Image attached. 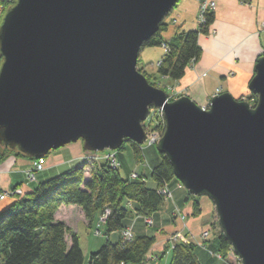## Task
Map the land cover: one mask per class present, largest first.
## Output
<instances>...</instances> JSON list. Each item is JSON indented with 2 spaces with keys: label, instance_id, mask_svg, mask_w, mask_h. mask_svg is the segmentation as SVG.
<instances>
[{
  "label": "water",
  "instance_id": "obj_1",
  "mask_svg": "<svg viewBox=\"0 0 264 264\" xmlns=\"http://www.w3.org/2000/svg\"><path fill=\"white\" fill-rule=\"evenodd\" d=\"M179 0H15L0 23V145L42 159L82 142L87 153L143 145L150 109L166 127L157 149L174 177L214 205L241 264H264V55L249 90L205 110L169 100L138 68Z\"/></svg>",
  "mask_w": 264,
  "mask_h": 264
},
{
  "label": "trees",
  "instance_id": "obj_2",
  "mask_svg": "<svg viewBox=\"0 0 264 264\" xmlns=\"http://www.w3.org/2000/svg\"><path fill=\"white\" fill-rule=\"evenodd\" d=\"M214 20V13L207 15L206 24L198 31L177 33L172 43L164 41L162 37L168 24L165 21L161 24L159 33L143 47H162L165 43L169 45L171 51L165 54L157 70L160 77L174 81L184 78L188 67L200 60L202 49L199 37L209 34ZM1 61L0 56V63ZM256 104L257 98L250 105L254 107ZM130 145L135 159L139 160V146L131 142ZM123 149L124 146L119 151ZM2 153L27 158L32 162L37 160L18 149L0 145V157ZM85 154L90 153L85 151ZM46 158L48 156L44 157ZM86 173V165L78 166L40 184L28 195L9 199L0 212V264H84L78 236L65 223L55 220L60 206L65 204L80 207L90 224L97 222L98 215L106 209L110 210L111 214L106 222V234L110 236L121 232L124 221L132 214L127 204H135V211L142 218H151L158 213L165 203V198L159 191L175 179L173 168L163 155L152 172L156 189L146 187V177L143 175L137 181L124 180L120 169H112L106 165L96 167L90 178L86 177ZM200 214V204L196 202L193 216ZM219 240L220 245L214 252L221 253L225 259L226 253L232 249L220 231ZM155 243L156 238L149 236H138L131 242L120 239L115 244L108 239L98 252L90 254L88 264H146L147 256ZM169 247L168 251H172L170 264H201L195 245L180 243L174 248Z\"/></svg>",
  "mask_w": 264,
  "mask_h": 264
},
{
  "label": "crops",
  "instance_id": "obj_3",
  "mask_svg": "<svg viewBox=\"0 0 264 264\" xmlns=\"http://www.w3.org/2000/svg\"><path fill=\"white\" fill-rule=\"evenodd\" d=\"M0 0V20L2 16V3ZM206 0H179L172 13L165 19L168 29L162 34L164 41L174 42L177 33L198 31L197 23L201 3ZM215 2V20L210 27L208 35L199 37V46L202 56L198 62L192 63L184 76L179 81L167 78L165 83L175 87L176 94L186 93L198 105L206 107L216 95L229 92L235 98L245 94L248 84L255 71L257 59L264 54V0H208ZM147 50V53H146ZM166 52L163 47L144 48L139 57L138 68L144 73H156L153 65L161 61ZM142 63H140L143 57ZM178 92V93H177ZM85 155L82 143L71 144L60 149L58 153L50 155L46 160V170L37 174L35 182L27 179L26 172L32 167V161L27 158L17 157L13 154L0 157V189L2 192L21 190L20 196L34 192L37 187L51 179L71 171L80 166V159ZM120 158V156H119ZM120 160V159H119ZM88 175V174H87ZM146 174H143L145 176ZM90 176V175H89ZM146 177V176H145ZM168 187L172 192V199L167 200L160 212L152 216L153 227L148 228L142 218H136L133 213L131 218L124 221V228L133 226L134 234L138 236L156 237L154 251L148 256H154L152 263L158 264L172 251L164 254L166 241L170 234L182 232L185 235H199L208 227L217 229L212 203L205 199H191L180 184L173 183ZM9 199L0 202V212L6 207ZM199 202L201 214L192 216L194 204ZM135 209L133 203L127 204ZM69 217L77 218L88 226L85 214L78 206H62L55 220L65 223L71 228L72 233L79 236V228H72ZM184 218V219H183ZM142 220V221H140ZM140 222L145 226L140 228ZM214 239L209 246L213 249L220 245L219 232L214 231ZM217 232V233H216ZM112 243H118L120 232L112 233L109 237ZM160 255V256H158ZM196 255L201 264H223L222 261L209 255L207 250L196 248Z\"/></svg>",
  "mask_w": 264,
  "mask_h": 264
},
{
  "label": "rangeland",
  "instance_id": "obj_4",
  "mask_svg": "<svg viewBox=\"0 0 264 264\" xmlns=\"http://www.w3.org/2000/svg\"><path fill=\"white\" fill-rule=\"evenodd\" d=\"M14 1L15 0H5L4 3H2V16H1L0 23L2 21V18L4 16V14L6 13V11L14 4ZM262 31L264 32V28L263 27H262ZM146 53H147V50H146ZM143 58H144V55L141 58L140 63H142ZM159 62H157V63H155V65H153V67H154L153 70L154 71H156V69L158 70V68H159L158 63ZM140 72L156 88L162 89V90L166 91V93H168L170 95L177 91L173 85L168 84V83H165V81H166L167 78L160 77L158 75L157 71H156V73H152V74H150L149 72L148 73H144L142 70H140ZM254 75H255V73L252 75V78L254 77ZM252 78H251V80H252ZM168 87H170V88H168ZM220 94H222L221 93V89H218L215 96L220 95ZM182 96H187V95H186V93H184V95L180 93V96L177 97V98H175L174 100H176V99H178V98H180ZM256 98H257V96L253 95L251 93V91L249 90V84H248V87H247V90H246L245 94L242 95V96H240V97H236L237 100L244 101V102H247L249 104H251L252 101L256 100ZM201 107L204 108L205 110H208L209 109V105L207 107H203V106H201ZM151 109H153V108H151ZM154 115H156V114H154ZM152 116H153V113H152ZM159 120H160V118L158 119L155 116H153L149 121H146L145 122V123H147L146 126H145V131H146L147 135L150 136V140H151L152 137H155V139H158V141H160L162 139L164 133H165L166 122L163 123L162 121H159ZM150 140L149 141L146 140V142L143 145L139 146V148H140L139 160L138 159H135L134 151H133V148L130 145V143H126L124 145V149L123 150L116 151V156H117L118 162L121 164V167H120V175H121V177L124 180H131V174H133V173H138L139 175L146 174L145 175L146 176V183H145L146 187L149 188V189H156L157 188V184L152 179V172H153V169H155V167L158 166L159 163L161 162V154L159 153V151L157 149V143L158 142L153 143V144H150ZM59 150L51 151L50 154H48L47 156L50 157V155H53L55 153H58ZM119 156H120V158H119ZM35 161H37V160H34L32 162V165H33V163ZM86 166H88V165H86ZM90 169H92L91 166L89 167V170ZM95 169L96 168H94V170ZM90 176L86 174V177L90 178ZM174 180L175 181L173 183H177L178 182L180 184V186L183 187L182 184L176 178ZM166 187H168V185H164L163 188H166ZM183 189H184L185 193H188V191L184 187H183ZM191 197L193 198V196H191ZM164 198H165V202L167 200H171L172 199V192H171V197H169V195H165ZM194 199H205L206 201H209L207 197H202V198H196V197H194ZM209 203H212V202L209 201ZM212 205H213V203H212ZM62 206L69 207V206H73V205H65L64 204ZM62 206H60V208ZM213 207H214V205H213ZM162 208H161V210H162ZM59 209H58L55 217L57 216V214L59 212ZM128 209L130 210V213H132V214L134 213L135 214V217L136 218H142V216H138V214L135 211V209H131L129 205H128ZM213 211H214V215H215V218L214 219H216L215 222L217 224V229L214 230V228H212L211 226L208 227V228H206V229H203V231H209L210 234H211L210 240L205 243V245L207 246V248H208L209 251H214V249L209 246V243H211L212 240L214 239V235H215V232L214 231H217V232L220 231V228H219V225H218V217H217L216 212H215V207H214V210ZM132 214L129 215V218H131ZM100 216H101V214L98 215V218H100ZM85 217H86V215H85ZM69 219L71 220L70 223L72 225V228H74V230H75L76 226H77V228H79V236L78 235L77 236L79 238L80 247H81L82 252H83V255H84V264H88L89 263L90 254L91 253L98 252L101 249V247L106 243V241L110 237V236H108L106 234V223L105 224L102 223L101 224V228L99 229L98 226L96 225V222L90 224V220L86 217V220L88 222V226L89 225L92 226V228L89 229V228H87V227L84 226L83 222H79L77 218L74 217V218L71 219V217H69ZM150 219H151L152 224L151 225L145 224L148 228H152L153 227L152 217ZM140 221H142V220H140ZM139 226H140V228L145 227L142 224V222H140V225ZM129 227L132 229V232H133V240H134L136 238V236L134 234L133 226H129ZM126 228H128V227H126ZM98 229L100 230L99 233H97V230ZM121 232H120V239H121ZM201 233L199 235H194V234L185 235L181 231L180 232H175V233L170 234L168 236L167 241H166V245H167V247L170 246L169 248H171V243L173 242V236L174 235H177V234L180 235V236H183V237H185L187 239H192L191 237H194L197 241H199L200 240ZM69 240H70V238H69ZM156 242H157V240H156ZM193 243H195V242L193 241L191 243V245H193ZM155 246H156V243L153 245V247L151 248L150 251H154L153 248ZM167 247H165V249H163L164 250V254H162V255H165V253L168 252V248ZM219 254H221V253H219ZM226 254H227L226 258L225 259L223 258V261H222L223 264H241L240 260L235 256V254L233 252V249L231 251H228ZM209 255H211V254H209ZM158 256H160V255H158ZM152 258L155 259L153 255L152 256H150V255L147 256V263L146 264L152 263ZM170 263H171V255H168L162 261H160L158 264H170ZM154 264H155V262H154Z\"/></svg>",
  "mask_w": 264,
  "mask_h": 264
},
{
  "label": "built area",
  "instance_id": "obj_5",
  "mask_svg": "<svg viewBox=\"0 0 264 264\" xmlns=\"http://www.w3.org/2000/svg\"><path fill=\"white\" fill-rule=\"evenodd\" d=\"M217 9V5L215 2L212 1H203L201 3L200 6V10H199V15H198V19H197V23L200 27H202L203 25L206 24V19H207V15L214 13ZM262 27L264 28V22L262 24ZM165 50L166 53H169L171 51L170 47L168 44H163L162 46ZM161 61L158 63V65L160 66ZM170 88V87H168ZM170 95V94H169ZM155 116L156 118H160L159 121H162L163 123L166 122L165 121V116H164V112L163 110H157L155 108L150 109V115L147 121H149L153 116ZM156 114V115H154ZM147 123L144 124V127L146 126ZM150 140V136L147 135V141ZM159 142L158 139H155V137H152L150 140V144ZM46 160L47 159H37V161H35L31 167V169L29 171L26 172V176L28 181L30 182H35L37 179V174L40 172H43L44 170H46ZM80 165H88L86 166V174L88 175H92L93 173H95L96 169L94 170V168L96 167H102L103 165H106L112 169H120L121 164L118 162L117 160V156H116V151H104L102 153H97V154H85L81 159H80ZM102 165V166H101ZM92 167V169L89 170V167ZM93 171V172H92ZM140 175L138 173H133L131 174V180L130 181H137L140 180ZM163 196L165 195H169V197H171V191L168 187L166 188H162L159 191ZM22 194L21 190H13V191H9V192H2L0 189V202H4L8 199H11L13 197H18ZM111 214V211L106 209L100 216V218H98L96 225L98 226V228H101V224H105L106 221L108 220L109 216ZM145 224L147 225H151V219L149 217H144L143 218ZM97 230V233L100 232V230ZM97 235V234H96ZM192 239H187L183 236L180 235H174L173 236V242L171 243V248H174L176 244H187V245H191V243L194 241L195 243H193V245H195L198 248H202L204 250H207V252L209 254H211L213 257L217 258L220 261H223V258L221 256V254H219L218 252H214V251H209L207 246L205 245L206 242H208L211 238V234L209 231H203L201 233L200 236V240L197 241L194 237H191ZM121 240L124 242H131L133 241V232L132 229L130 227L125 228L122 232H121Z\"/></svg>",
  "mask_w": 264,
  "mask_h": 264
},
{
  "label": "bare ground",
  "instance_id": "obj_6",
  "mask_svg": "<svg viewBox=\"0 0 264 264\" xmlns=\"http://www.w3.org/2000/svg\"><path fill=\"white\" fill-rule=\"evenodd\" d=\"M177 97H179V95L178 94H176L175 92L173 93V94H171V95H169V100H174L175 98H177ZM208 105H206V107H207Z\"/></svg>",
  "mask_w": 264,
  "mask_h": 264
}]
</instances>
